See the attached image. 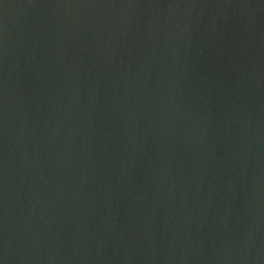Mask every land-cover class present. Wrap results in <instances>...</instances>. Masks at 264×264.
I'll use <instances>...</instances> for the list:
<instances>
[{"label": "water", "instance_id": "95a60500", "mask_svg": "<svg viewBox=\"0 0 264 264\" xmlns=\"http://www.w3.org/2000/svg\"><path fill=\"white\" fill-rule=\"evenodd\" d=\"M0 264H264V0H0Z\"/></svg>", "mask_w": 264, "mask_h": 264}]
</instances>
